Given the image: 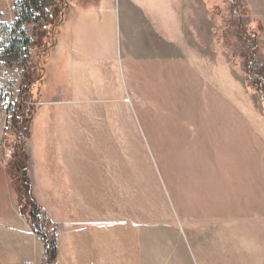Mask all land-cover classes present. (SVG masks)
I'll return each instance as SVG.
<instances>
[{"label": "rangeland", "instance_id": "1", "mask_svg": "<svg viewBox=\"0 0 264 264\" xmlns=\"http://www.w3.org/2000/svg\"><path fill=\"white\" fill-rule=\"evenodd\" d=\"M18 1L0 0V53ZM55 1L60 13L73 8ZM81 1L75 49L105 76L81 72L88 95L48 86L51 104L23 149L50 223L36 234L13 191L10 221L0 222V233L24 237L19 264H43L51 233L56 264H264L259 241L254 254L238 241L264 233V0ZM23 74L0 62L3 136ZM43 84L26 93L36 111ZM1 142L0 170L17 184Z\"/></svg>", "mask_w": 264, "mask_h": 264}, {"label": "trees", "instance_id": "2", "mask_svg": "<svg viewBox=\"0 0 264 264\" xmlns=\"http://www.w3.org/2000/svg\"><path fill=\"white\" fill-rule=\"evenodd\" d=\"M58 5L59 2L55 0H19L14 12L16 24L13 30L10 29L9 36L4 35L2 40L4 46L0 53V62L9 68H22L24 72L19 85L20 103L7 108L12 123L6 126L1 146L9 149L11 155V162L7 168L8 175L14 170L18 179L16 184L12 175L11 177L9 175L11 189L17 196L19 214L36 234H39L37 228L46 224L44 221L49 223L50 221L46 216V209L38 205L31 195L28 177L30 157L23 146L30 140V125L36 108L30 105L32 97L26 93L30 85L41 83L44 78V60L53 46L50 41L53 42L54 37L56 38L57 32L54 33V30L56 27L59 28L67 11V5L64 4V7H60L63 8L60 13ZM56 18L59 19L58 22H55ZM27 25H32L30 36L26 33ZM8 139L11 142L7 147ZM45 246L43 264H56V238L52 233L49 237L46 236Z\"/></svg>", "mask_w": 264, "mask_h": 264}, {"label": "crops", "instance_id": "3", "mask_svg": "<svg viewBox=\"0 0 264 264\" xmlns=\"http://www.w3.org/2000/svg\"><path fill=\"white\" fill-rule=\"evenodd\" d=\"M68 2H72L70 6H72L73 8L68 9L66 11L64 15V19L58 28L56 39L52 46L53 48L52 50H50L49 52L50 54L48 53V55L44 60V78L42 80V82L44 81V84L42 85L43 90L42 93L39 95L40 104L38 103L37 111L32 120L30 127L31 129L30 138L32 139L34 138V123L38 117V109L46 104H51L49 102H46V98L48 94V86L50 84H54L55 88H57L62 93L66 94V96L64 97H73L80 95V93L84 95H88V92L92 90L91 85L88 83L87 76L83 78L81 72L85 73L88 72L89 70H94L95 72L98 71L95 68V66H98L97 64L98 62H95L94 64L89 62V60L91 59L89 57L90 56L89 51H86V53L76 52L75 49V47H77V45L79 44H77L78 43V39H76L77 34H75L74 32L75 30L80 29L82 27L80 21L77 20L76 17L77 15L86 14L88 11H85L80 8V6L83 5L81 0H69ZM88 46H89V42L82 44V48H87ZM91 64L92 66H90ZM98 73L100 75L105 76L103 73V69L101 71H98ZM80 76L83 78L84 81H86V84H84L83 92L77 89L76 81L79 79ZM55 103H61V102H55ZM4 121H5V116L2 125H0V142L4 131V127H3ZM39 133H40V137L43 136L42 132ZM75 143H76L75 139L72 140V145H70V148L67 153V158L72 160H75ZM42 144H43V137H42L41 145ZM78 144L79 141H77V145ZM78 160H79V154H78ZM40 185H42V182H40ZM40 185L38 186L39 188L41 187ZM12 201H13V196H12L10 181L6 175L5 169H1L0 170V203L2 206H0V209L4 210V212L7 213L8 216L1 217L0 222L6 223L7 221H10V218L12 216V212H11L12 208L13 209L15 208ZM3 205H5V207ZM238 231H240V228L238 229ZM244 238L246 239V237L243 235L238 237V241L243 250L247 251L248 253L252 251L253 253L257 249L259 242L260 245L263 246V250H264V233L263 235L259 233V236L255 235L251 239L247 238L248 242L252 243L253 246L252 250L243 247L241 241ZM0 240H3L2 255L0 254V264H19L20 262H23L26 259V248L25 246H23L24 245L23 236L12 235V233H0ZM19 241H21V244L20 247L18 248L17 242ZM253 261L254 264L257 263L255 260V256L253 257Z\"/></svg>", "mask_w": 264, "mask_h": 264}, {"label": "bare ground", "instance_id": "4", "mask_svg": "<svg viewBox=\"0 0 264 264\" xmlns=\"http://www.w3.org/2000/svg\"><path fill=\"white\" fill-rule=\"evenodd\" d=\"M239 228H240V227H239ZM214 236H215V235H214ZM217 237H218V238H221V235H218V234H217ZM217 237H216V238H217ZM217 240H218V239H217ZM241 242H242L243 247H245L246 249L252 250V247H253V246H252V243H249L248 240H246V239L244 238V239H242ZM256 247H257V246H256ZM257 248H258V250H261V248H260L259 246H258Z\"/></svg>", "mask_w": 264, "mask_h": 264}]
</instances>
